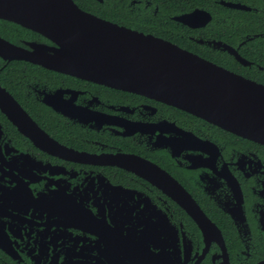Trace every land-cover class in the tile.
Masks as SVG:
<instances>
[{
  "label": "flooded vegetation",
  "instance_id": "af4514ba",
  "mask_svg": "<svg viewBox=\"0 0 264 264\" xmlns=\"http://www.w3.org/2000/svg\"><path fill=\"white\" fill-rule=\"evenodd\" d=\"M89 1L73 0L264 85V0ZM195 9L207 14L175 19ZM0 38L25 56L0 43V89L54 142L0 102V264H264L263 142L47 67L58 45L29 27L0 18Z\"/></svg>",
  "mask_w": 264,
  "mask_h": 264
},
{
  "label": "water",
  "instance_id": "95a60500",
  "mask_svg": "<svg viewBox=\"0 0 264 264\" xmlns=\"http://www.w3.org/2000/svg\"><path fill=\"white\" fill-rule=\"evenodd\" d=\"M203 14L207 13L195 9L175 19L192 25ZM0 18L34 29L57 43L52 54H42L40 61L47 67L154 96L264 143V85L168 40L83 11L73 0H0ZM0 43L5 44L0 45L4 50L14 52L12 57H25L2 38ZM0 102L18 130L41 147L53 145L41 131L45 137L38 139L40 144L32 138L39 128L2 89ZM173 191L188 212L198 215L200 210L191 198L186 200Z\"/></svg>",
  "mask_w": 264,
  "mask_h": 264
},
{
  "label": "trees",
  "instance_id": "16d2710c",
  "mask_svg": "<svg viewBox=\"0 0 264 264\" xmlns=\"http://www.w3.org/2000/svg\"><path fill=\"white\" fill-rule=\"evenodd\" d=\"M79 1V3H80V5H82V6H89L90 4H91V2L89 1V0H77V2ZM171 1H174V0H164V2H163V5H162V7L164 8L166 5V8H168V9H170V6H171ZM186 6H194V5H198L199 3H197V0H193L192 1V3L191 4H189V3H184ZM91 6V5H90ZM93 10V12H95V13H100V12H98L96 9L94 10V9H92ZM154 18V17H153ZM155 19V18H154ZM151 28L153 29V31L155 32V33H157V34H162L163 35V32H160V30L159 29H157L154 25H153V21H152V26H151Z\"/></svg>",
  "mask_w": 264,
  "mask_h": 264
}]
</instances>
